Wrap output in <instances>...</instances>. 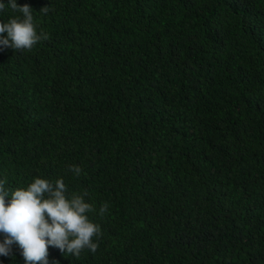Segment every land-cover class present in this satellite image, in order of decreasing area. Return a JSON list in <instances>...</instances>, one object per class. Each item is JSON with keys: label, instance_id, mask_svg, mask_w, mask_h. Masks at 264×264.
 Wrapping results in <instances>:
<instances>
[{"label": "trees", "instance_id": "trees-1", "mask_svg": "<svg viewBox=\"0 0 264 264\" xmlns=\"http://www.w3.org/2000/svg\"><path fill=\"white\" fill-rule=\"evenodd\" d=\"M16 3L48 38L0 49V179L87 191L103 233L49 264H264V0Z\"/></svg>", "mask_w": 264, "mask_h": 264}, {"label": "clouds", "instance_id": "clouds-1", "mask_svg": "<svg viewBox=\"0 0 264 264\" xmlns=\"http://www.w3.org/2000/svg\"><path fill=\"white\" fill-rule=\"evenodd\" d=\"M6 4L22 16L0 22V49L31 51L48 38L46 33H37L33 9L28 4L18 6L16 0H7ZM4 9L5 3L0 2V12ZM48 11L45 6L39 12L46 15ZM68 167L75 176L82 174L79 166ZM5 183L0 179V255L12 256L16 245L25 264H49V246L74 257L85 249L91 253L98 250L103 233L90 218L96 209L85 201L87 191L69 192L62 178L50 181L36 177L26 187L15 189L6 188ZM108 208V203H103L99 215Z\"/></svg>", "mask_w": 264, "mask_h": 264}]
</instances>
